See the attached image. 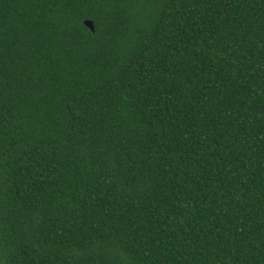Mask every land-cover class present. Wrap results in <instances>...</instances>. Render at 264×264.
Segmentation results:
<instances>
[{
    "label": "trees",
    "instance_id": "1",
    "mask_svg": "<svg viewBox=\"0 0 264 264\" xmlns=\"http://www.w3.org/2000/svg\"><path fill=\"white\" fill-rule=\"evenodd\" d=\"M0 264H264V0H0Z\"/></svg>",
    "mask_w": 264,
    "mask_h": 264
},
{
    "label": "water",
    "instance_id": "2",
    "mask_svg": "<svg viewBox=\"0 0 264 264\" xmlns=\"http://www.w3.org/2000/svg\"><path fill=\"white\" fill-rule=\"evenodd\" d=\"M82 24H83L88 30H90V31L93 30V27H92V23H91V21H89V20H84V21L82 22Z\"/></svg>",
    "mask_w": 264,
    "mask_h": 264
}]
</instances>
